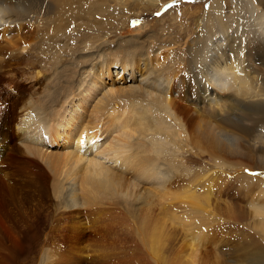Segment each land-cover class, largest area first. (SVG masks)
<instances>
[{
	"label": "bare ground",
	"instance_id": "bare-ground-1",
	"mask_svg": "<svg viewBox=\"0 0 264 264\" xmlns=\"http://www.w3.org/2000/svg\"><path fill=\"white\" fill-rule=\"evenodd\" d=\"M111 1L116 9L126 8L128 13H136L132 9L137 7L144 13L147 5L156 4V0ZM167 1L162 0L154 11L165 7ZM129 2L131 6L127 5ZM56 3L57 0H0V152L6 149L5 156L0 154V173L16 178L15 167L24 162L36 168L27 169V174L25 170L19 171L16 188L0 176V209L5 211V203L14 204L18 196L31 189L34 195L46 198L44 206L32 209L34 213L28 216L29 230L24 229L23 241L34 237L38 245L41 241V246L53 247L47 250L44 264H103L104 255L96 253L90 258L83 253L78 255L79 252L66 256L59 250L64 246L57 239L59 233L53 232L50 224L66 220L78 226L82 223L75 218L80 217L81 211L91 210L101 217L105 204L130 213L131 209L136 211L133 202L138 200L143 202L140 210H146L142 221L147 219L160 228L158 241H164L159 246L168 245V237L182 229L190 244L181 264H199L197 250L205 242L211 224L218 221L215 208L224 204L230 210L228 213H243L240 203L231 204L221 197L229 194L219 185L224 178L218 180L213 172L212 176L199 171L190 173L187 163L198 166L206 155L220 167H246L253 174L240 176V180L245 185L254 180L255 186L247 187L258 190L263 197L262 206L255 208V212L262 217L259 221L264 237V0H210L207 13L197 18V35L189 41L186 56L179 55L182 49H172L155 57L147 54V60L146 45L128 39L126 53L113 55L114 63H118L117 57L124 56L123 73L130 68L134 73L131 61L147 60V77L137 86L113 85L106 89L102 94L105 99L98 100L85 124L86 115L82 112L88 107L93 90L103 91L106 84L104 87L101 74H94L90 81L80 78L77 86L74 53L66 58L65 51L57 47L60 52L56 54L51 48L53 43L48 52L41 49L47 43L42 28L51 21ZM69 3L65 1L66 5ZM135 15L137 27L129 30L131 34L140 33L145 26L140 12ZM133 18L129 17L128 24ZM25 33H29L31 41L23 44L18 37ZM167 59L173 64L164 65ZM79 63L85 65L84 61ZM112 63L105 60L102 68L105 64L110 68ZM80 75L84 76L85 70ZM76 88L85 91V95L81 102L73 104ZM116 102L122 105L117 111ZM179 113L187 114V125ZM126 114L129 115L125 117ZM103 124L117 134L109 146L96 153L112 159L114 166L97 159L96 153L90 157L89 150H84L99 137ZM17 138L23 146H17ZM63 138L68 139L70 148L61 153L42 152L38 146L58 143ZM35 157L41 159L51 175L44 177V168ZM126 171L134 176L128 186L123 182ZM23 175H30V179L26 176V180H21ZM34 175L43 181H35ZM135 180L152 187L142 185L144 191L138 192ZM4 192L8 198L6 194L2 197ZM216 194L222 199H217ZM20 204L21 201L16 205ZM169 216H176L179 225L169 222ZM5 223L0 221V257L13 260L10 243L5 242L6 236L7 241L9 236L11 240ZM44 236L48 238L42 240ZM255 242L257 245L244 254L251 255L245 264H264V241ZM238 259L235 264H243Z\"/></svg>",
	"mask_w": 264,
	"mask_h": 264
},
{
	"label": "rangeland",
	"instance_id": "rangeland-1",
	"mask_svg": "<svg viewBox=\"0 0 264 264\" xmlns=\"http://www.w3.org/2000/svg\"><path fill=\"white\" fill-rule=\"evenodd\" d=\"M65 1L66 0H57L55 8L50 14L49 19H51V21L43 26L42 33L46 38L47 43L44 44L41 49L47 51L50 49L49 46L51 43H53L51 48L53 51L55 50L56 54L60 52V49L62 52L65 51L66 58H70V53H74L73 56L75 60L73 61V66L75 73H77L75 75V78H78H76V82H78L77 86L80 84V78L90 81L89 79L93 77L92 75L94 74H101L103 77V84L104 87L106 84V88L103 91V88L100 90L96 89L98 93H95V90H93L92 97L89 99L88 107L85 109V112H82V114L86 115V120L83 124L87 123L90 116L93 115L91 113H93L92 111L94 106L98 100L103 98L102 94H104V91L110 86L114 85L116 88H122L133 85L137 86L143 83V79L147 77V71L145 69V63L148 60L146 58L147 54H151L155 57L164 51L182 49L179 55L186 56V48L189 41L197 35V18L199 15H205L207 13L210 4V0H169L164 4L165 7H162L159 11H154L156 10V5L158 6V4L162 1L156 0V4L147 5L148 7L144 13H142V9H139L138 7L133 8V12H140V15H142L140 20H143L145 26L140 33L135 31L131 34L129 30L137 27L133 18L136 16V13H128L126 12V8L124 10L122 7L116 9V7H114L115 3L111 0H69L70 3L67 5L65 4ZM127 5L131 6V2ZM103 6L105 9H100L103 8ZM129 17L133 19H131V23L129 22L128 24ZM28 37H30L29 33H25L18 38L23 44H25L28 40L31 41ZM128 39H134L137 45H146L145 49L147 50L144 55V58L147 60L131 61L135 66L134 73H132L131 68L129 71L123 73L121 63L122 57L124 56L117 57L118 63H114L115 57H113V55L117 56L119 54L123 55L126 53L127 46L125 45H127L126 42ZM24 52H26V50H24ZM104 59L108 60V62H113L109 65L110 68H106V64L104 65V68H102L103 61H105ZM79 61H84L85 65L81 66ZM170 62L171 60L167 59L165 62L166 64L164 63V65H172L173 63ZM81 69L85 70L84 76L80 75V72L82 71ZM75 90L77 94L74 96L73 104L81 102V98L85 95V91H79V88H76ZM8 91L12 93L11 88H8ZM61 104L62 102L58 105V107H61ZM68 104L69 103L65 106ZM114 106L117 111L122 105L119 102H116ZM76 107L77 105L74 106V108ZM63 110L64 109H62L61 112H63ZM122 110H125V106ZM66 114V117H68L69 112ZM128 115L129 114H126L125 117ZM179 117L185 125L188 124L186 113H179ZM91 121H93V118ZM106 127L107 125L103 124V127L100 128V133L98 134L99 137L96 138L92 145L84 149L89 150L91 153L89 155L90 157L95 156L93 153L102 151L101 148L109 146L110 140L117 134V132H110V128ZM63 142H66V144H63ZM16 143L18 147L19 145L23 146L22 142L18 138L16 139ZM45 143V145H38L40 150H43L42 152L49 151L51 153H61L70 148L67 138H63L62 141L54 144H50L48 142ZM92 146H95L93 151L90 150ZM188 149H192L193 151L192 147H189ZM5 151L6 149L2 148L0 154L4 153L5 156ZM189 153H191V151ZM22 155L24 158L27 157L25 154ZM97 156V159L100 158V160L106 161L107 164H111V166L116 165L111 162L112 159H106L101 153ZM111 156L106 157L110 159ZM30 158L32 159L34 157ZM35 159L41 163L40 167H42V169L44 168V177L46 178L48 174L51 175V172L41 159L38 157H35ZM200 160L201 164L198 166H193L187 163L188 169L191 170L190 173L199 171L203 172V175H211L213 172L212 175L215 174L216 177H218V180L224 178L219 185H222L221 189L223 188V191H229V194L221 195V197L227 198L228 202L231 204L233 202L240 203L242 205L241 211L243 213H240L239 211H235V213H228L230 210L228 211L224 204L215 208L214 212L218 214V221L211 224L212 228L208 230L207 238L204 240L205 242L202 241L197 250L199 255V264H235V262H237V258H241L240 260L238 259L239 263L244 261L243 264H245L246 258L251 256L244 255L245 252L248 250L251 251L254 245H257L258 242L255 241H264L259 221L262 217L258 216L255 212V208L262 206L263 197L260 195L258 190L253 189V191L247 187L251 186L253 188L255 186L254 180H251V183L248 185L244 184V180H240V176L253 175L250 174V171L246 167L240 168L238 166L236 167V165H224L220 167V165L214 162L209 155L203 156ZM234 160L239 161L238 159ZM26 164V162L17 164L18 166L15 167L17 173L25 170L24 172L27 174L29 172L27 169H36L35 167H29ZM219 170L221 172H219ZM16 174L14 177L19 178L20 174L17 176ZM3 175L5 174L0 173V176L4 179L5 183L8 182L7 185L16 188L17 179L8 177V175L10 176L11 174H7L5 177ZM26 176L27 175H23L20 179L24 180ZM123 176V182L126 186L134 180L133 173L130 171L124 172ZM187 177L189 178V176ZM33 178L34 180L36 179L35 175ZM26 179L29 180L30 175H28ZM35 181L41 183L43 180L40 178ZM135 181L137 183V189L136 187L134 188V194L136 193L135 189L139 192L144 191L145 186L146 188L152 187L150 186L151 184L148 185L147 183V185L144 184V186L141 182L139 183L137 180ZM225 181H228V183H225ZM241 182L243 184H241ZM219 185L217 183L216 187ZM31 190L18 196V199H16L14 204L10 202L5 203V211L0 209V214L2 215L0 216V221L7 222L4 225L8 226L11 233V240L9 236V241H7L8 236H6L7 240L5 242L10 243L11 247H9V249L13 254L12 256H14L13 260L0 257V264H44L47 250L53 249L52 246H41V241L38 245L37 240L34 237L25 239V241L22 239L24 229L26 232L29 230V228L26 229V227L30 223L28 216L34 213L32 209L37 207L42 208L46 202V198L44 196H40L38 193V196H36ZM49 190L51 192L50 187ZM172 191L174 193V190ZM50 192L48 194L49 197ZM5 194L6 192H4L2 194L3 196H1L3 198L5 196V198H8V195ZM217 194L216 198L222 199ZM20 201L21 204L16 205L17 202ZM142 204V201L135 200L133 202V207L136 208V211L131 209L130 213H127L122 207L114 209L111 208L112 206L110 207L105 204L106 210L101 217L100 215H94L91 210H83V212L81 211L82 214H80V217L75 218L76 221H81L82 224L75 226V222L73 224H69L66 220H59V222L56 223L52 222L50 224V229H52L53 232L56 231L59 233L56 235L57 239L62 242L64 246L62 248L59 247L60 249H58L63 251L66 256H69L74 252H79L78 255L83 253L82 255H85L84 257H87L88 255L89 257L87 258H90L91 254L96 253L98 256L104 255L105 258H103V261L106 264H181V260L185 259L184 255L186 254V251L188 250L187 248L190 244V241L185 239L187 237L185 236L186 234H184L185 232L181 231L182 229H179V231L175 232V236L172 234L168 237V245L163 247L159 246L162 241H164H158L160 228H155L154 223L150 221L148 222L147 219H145L144 222L142 221L141 217H143L146 212V210H140L143 207ZM95 212L100 213V211ZM166 218L169 219V222H176L175 225H179L180 223V220L177 219L176 216H169ZM87 219L91 221L93 220L92 222L94 224ZM163 219L164 218H161V221H163ZM183 220L185 221V219ZM14 222L16 223L15 225ZM46 238L48 237H42L41 239L44 240ZM235 245L238 246L236 247ZM157 247H159V249ZM83 248L85 249V252ZM253 253H255V251ZM253 257L254 255L252 254V259H254ZM104 262L103 264H105ZM54 264L62 263L56 262ZM98 264H102V262Z\"/></svg>",
	"mask_w": 264,
	"mask_h": 264
}]
</instances>
